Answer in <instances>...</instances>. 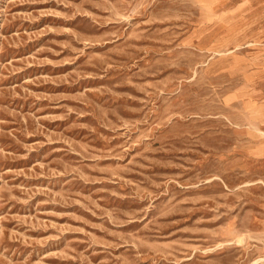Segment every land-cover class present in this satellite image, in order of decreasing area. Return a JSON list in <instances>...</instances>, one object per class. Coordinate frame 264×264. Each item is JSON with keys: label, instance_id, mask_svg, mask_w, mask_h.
<instances>
[{"label": "rangeland", "instance_id": "374dc122", "mask_svg": "<svg viewBox=\"0 0 264 264\" xmlns=\"http://www.w3.org/2000/svg\"><path fill=\"white\" fill-rule=\"evenodd\" d=\"M0 264H264V0H0Z\"/></svg>", "mask_w": 264, "mask_h": 264}]
</instances>
